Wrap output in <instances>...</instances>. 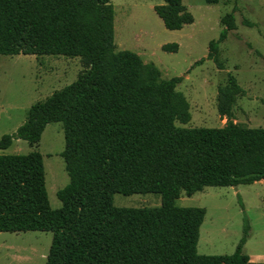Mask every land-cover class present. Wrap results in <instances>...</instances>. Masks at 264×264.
I'll return each instance as SVG.
<instances>
[{
  "label": "trees",
  "instance_id": "obj_1",
  "mask_svg": "<svg viewBox=\"0 0 264 264\" xmlns=\"http://www.w3.org/2000/svg\"><path fill=\"white\" fill-rule=\"evenodd\" d=\"M154 10L170 30L195 22L183 0H164ZM221 22V34L193 66L212 59L224 68L219 48L237 28L235 9ZM162 48L177 51L179 44ZM0 54L79 56L84 66L74 82L33 103L25 121L0 139L3 150L15 139L38 144L48 123L62 122L70 177L57 192L62 206L51 207L40 151L1 153L0 232L51 231L46 264H250L247 215L232 254H200L206 209L177 200L206 186L264 179V127L231 119L221 127L177 125L192 119L190 102L177 89L184 76L163 78L137 52L117 50L112 0H0ZM243 91L228 74L217 94L221 117H231ZM149 192L161 195L159 206L113 203L115 193Z\"/></svg>",
  "mask_w": 264,
  "mask_h": 264
},
{
  "label": "rangeland",
  "instance_id": "obj_2",
  "mask_svg": "<svg viewBox=\"0 0 264 264\" xmlns=\"http://www.w3.org/2000/svg\"><path fill=\"white\" fill-rule=\"evenodd\" d=\"M183 2L195 22L170 30L154 10L164 0H112L117 50L137 52L145 62L156 64L163 78L184 76L177 89L190 102L192 119L177 125L221 127L231 119L247 127H264V0ZM233 9L237 28L228 32L219 48L224 68H218L212 59L193 66L207 55L209 42L217 39L224 28L222 17ZM246 20L255 25L246 24ZM174 42L179 44L177 51L162 48ZM83 68L79 56L0 54V139L25 121L33 103L74 82ZM228 74L234 75L244 90L236 95L230 118L221 117L217 110L218 88L227 83ZM64 148L63 124L51 122L38 144L15 139L7 149H0V154L40 151L50 204L56 209L62 206L57 192L70 181L62 156ZM161 201L160 194L151 192L115 193L113 198L118 207H155ZM177 205L206 209L197 246L198 252L206 255L232 254L242 237L247 215L251 232L244 252L252 257L250 264H264V183L206 186L191 196L182 192ZM52 239L51 231L0 232V264H46Z\"/></svg>",
  "mask_w": 264,
  "mask_h": 264
},
{
  "label": "crops",
  "instance_id": "obj_3",
  "mask_svg": "<svg viewBox=\"0 0 264 264\" xmlns=\"http://www.w3.org/2000/svg\"><path fill=\"white\" fill-rule=\"evenodd\" d=\"M257 182H261V183H264V179H261V180H259V181H256V182H254V183H257ZM205 219V218H204ZM203 222H204V220H203ZM203 224V223H202ZM202 226V225H201ZM250 237V236H249ZM249 239V238H248ZM244 248H245V246H244ZM252 262V257L250 256V263ZM259 263H262V261H259Z\"/></svg>",
  "mask_w": 264,
  "mask_h": 264
}]
</instances>
